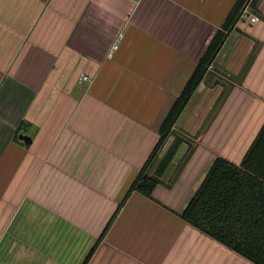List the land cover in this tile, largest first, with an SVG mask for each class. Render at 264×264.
Wrapping results in <instances>:
<instances>
[{
	"label": "crops",
	"instance_id": "0c3cea01",
	"mask_svg": "<svg viewBox=\"0 0 264 264\" xmlns=\"http://www.w3.org/2000/svg\"><path fill=\"white\" fill-rule=\"evenodd\" d=\"M235 2L0 0V264H250L180 215L264 124V0L212 65L232 82L208 72L178 118L191 141L149 198L126 197Z\"/></svg>",
	"mask_w": 264,
	"mask_h": 264
},
{
	"label": "trees",
	"instance_id": "16d2710c",
	"mask_svg": "<svg viewBox=\"0 0 264 264\" xmlns=\"http://www.w3.org/2000/svg\"><path fill=\"white\" fill-rule=\"evenodd\" d=\"M248 2L251 12L255 14L257 0H236L221 29L210 40L192 74L167 111L159 126V139L132 182L126 197L136 192L149 198L161 183V178L184 140L174 133L173 128ZM171 138L168 149L157 160ZM115 214L98 240L108 230ZM180 218L248 263L264 264V124L238 165L221 157L213 161ZM93 250L94 247L89 256Z\"/></svg>",
	"mask_w": 264,
	"mask_h": 264
},
{
	"label": "built area",
	"instance_id": "2783aa9c",
	"mask_svg": "<svg viewBox=\"0 0 264 264\" xmlns=\"http://www.w3.org/2000/svg\"><path fill=\"white\" fill-rule=\"evenodd\" d=\"M241 18H248L251 24H256L257 22H259V18L257 17V15L251 12L250 7H249V2L244 6L242 14H241ZM116 49H117V44L114 43L111 47V52L115 51ZM79 82L89 84L91 80L89 77L85 76L84 74H81L79 77Z\"/></svg>",
	"mask_w": 264,
	"mask_h": 264
},
{
	"label": "rangeland",
	"instance_id": "374dc122",
	"mask_svg": "<svg viewBox=\"0 0 264 264\" xmlns=\"http://www.w3.org/2000/svg\"><path fill=\"white\" fill-rule=\"evenodd\" d=\"M208 72H209V75L208 76L211 77L210 78L211 81L213 79H218L219 78V80H222L223 82L228 83V84H230V82H232V79L230 77H226L225 75H223V77H220L219 76L220 73L218 71H216L213 66H211L209 68ZM181 137L184 139L183 142H188V141L190 142L191 141V138H192L191 135H187V134L181 135ZM159 159L160 158L158 157L157 160H159Z\"/></svg>",
	"mask_w": 264,
	"mask_h": 264
},
{
	"label": "water",
	"instance_id": "95a60500",
	"mask_svg": "<svg viewBox=\"0 0 264 264\" xmlns=\"http://www.w3.org/2000/svg\"><path fill=\"white\" fill-rule=\"evenodd\" d=\"M18 138L20 141H22L25 144L31 143V139L28 136L19 135Z\"/></svg>",
	"mask_w": 264,
	"mask_h": 264
}]
</instances>
